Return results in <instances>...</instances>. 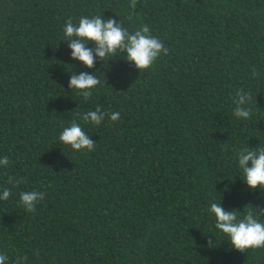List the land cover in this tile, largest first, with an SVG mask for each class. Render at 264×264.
Returning <instances> with one entry per match:
<instances>
[{
    "label": "trees",
    "instance_id": "trees-1",
    "mask_svg": "<svg viewBox=\"0 0 264 264\" xmlns=\"http://www.w3.org/2000/svg\"><path fill=\"white\" fill-rule=\"evenodd\" d=\"M0 0V254L6 264H264L235 250L211 203L264 223V189L238 153L264 147V0ZM100 15L147 25L168 49L139 71L126 53L86 68L63 28ZM92 43L86 47H93ZM253 69L258 73L253 77ZM95 74L87 101L72 74ZM251 97L234 116L236 93ZM120 113L100 125L81 117ZM75 119L95 150L59 135ZM251 162H249V167ZM23 180L14 185L9 181ZM44 192L35 212L20 193Z\"/></svg>",
    "mask_w": 264,
    "mask_h": 264
},
{
    "label": "clouds",
    "instance_id": "clouds-1",
    "mask_svg": "<svg viewBox=\"0 0 264 264\" xmlns=\"http://www.w3.org/2000/svg\"><path fill=\"white\" fill-rule=\"evenodd\" d=\"M137 0H131L130 7L135 9ZM64 41L71 49V58L81 62L86 68H94L97 59L107 62L118 55L126 53L123 58L133 64L137 70L149 69L162 54L167 55L168 49L163 42L151 35L147 25L141 26L134 33L122 27L121 22L115 19L105 20L97 15L92 18L81 17L78 25H74L69 19L64 28ZM89 43L94 46L86 47ZM253 77L258 73L253 69ZM101 85V80L95 74L80 72L79 75L72 74L69 79V88L77 91L86 101L92 97L94 90ZM251 100L248 93L238 90L234 103V116L247 120L251 116V110L245 107ZM108 116L115 122L120 119V113H106L99 107L94 111H88L81 117L85 122L100 125ZM59 141L71 147L75 151L95 150L96 142L85 133L81 125L73 119L70 126L65 127L59 135ZM249 162L251 166L249 167ZM8 157L0 159V166H8ZM238 164L242 170L248 188L264 189V147L244 149L238 153ZM14 185L24 182L21 180L9 181ZM12 195L10 189H4L0 194V200H8ZM45 193L39 191H28L20 193V203L27 212H35L36 205L44 199ZM260 214L264 210L259 209ZM210 212L214 214L215 227L224 233L231 242V246L245 253L248 249L264 247V223H261L257 214L249 209L242 218H238L237 211H226L221 203H211ZM8 257L0 254V264H6ZM18 258L16 264H21Z\"/></svg>",
    "mask_w": 264,
    "mask_h": 264
}]
</instances>
